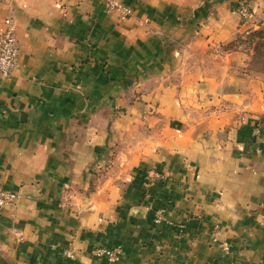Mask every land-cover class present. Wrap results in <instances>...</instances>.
<instances>
[{
    "label": "crops",
    "instance_id": "crops-1",
    "mask_svg": "<svg viewBox=\"0 0 264 264\" xmlns=\"http://www.w3.org/2000/svg\"><path fill=\"white\" fill-rule=\"evenodd\" d=\"M121 1L0 0V264H264V73L223 48L264 0Z\"/></svg>",
    "mask_w": 264,
    "mask_h": 264
},
{
    "label": "built area",
    "instance_id": "built-area-1",
    "mask_svg": "<svg viewBox=\"0 0 264 264\" xmlns=\"http://www.w3.org/2000/svg\"><path fill=\"white\" fill-rule=\"evenodd\" d=\"M103 7L106 10H118L121 16L124 18L131 14L132 9L123 4L121 0H100ZM238 10L241 16L246 19L248 17L247 6L240 3ZM3 28L0 31V74L6 76L16 66L19 56V41L15 31V22L9 15L3 19ZM17 199L15 191L6 188L0 184V212L2 208L8 204L13 203ZM161 218L160 212L157 213V219ZM264 223V222H263ZM221 245L224 249L228 248V243L222 241ZM62 253L67 258H74L75 254L70 248H64ZM91 253L95 257L105 258L108 261L116 259L120 253L121 248L119 246H103L94 245L91 249Z\"/></svg>",
    "mask_w": 264,
    "mask_h": 264
},
{
    "label": "rangeland",
    "instance_id": "rangeland-1",
    "mask_svg": "<svg viewBox=\"0 0 264 264\" xmlns=\"http://www.w3.org/2000/svg\"><path fill=\"white\" fill-rule=\"evenodd\" d=\"M258 28H264V12L250 17L234 37L223 45V48L232 52L234 56L232 60L239 68L264 73V57L259 59L257 49H254L260 38L254 36L252 31ZM258 50L264 49L260 47Z\"/></svg>",
    "mask_w": 264,
    "mask_h": 264
},
{
    "label": "trees",
    "instance_id": "trees-1",
    "mask_svg": "<svg viewBox=\"0 0 264 264\" xmlns=\"http://www.w3.org/2000/svg\"><path fill=\"white\" fill-rule=\"evenodd\" d=\"M252 34L259 39V41L256 43V45L254 46V49H257L258 52V58L262 59L264 57V50L263 51H259L258 49L260 47H262L264 49V28H258V29H254L252 31Z\"/></svg>",
    "mask_w": 264,
    "mask_h": 264
}]
</instances>
